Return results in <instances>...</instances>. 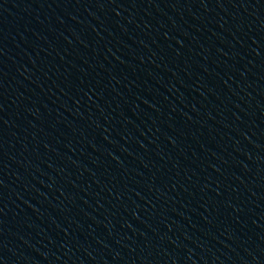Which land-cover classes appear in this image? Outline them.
<instances>
[{"label":"water","instance_id":"obj_1","mask_svg":"<svg viewBox=\"0 0 264 264\" xmlns=\"http://www.w3.org/2000/svg\"><path fill=\"white\" fill-rule=\"evenodd\" d=\"M0 264H264V0H0Z\"/></svg>","mask_w":264,"mask_h":264}]
</instances>
